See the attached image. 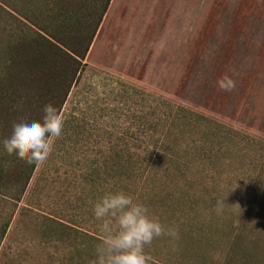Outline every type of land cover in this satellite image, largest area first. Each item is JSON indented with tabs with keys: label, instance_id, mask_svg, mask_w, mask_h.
<instances>
[{
	"label": "rangeland",
	"instance_id": "1",
	"mask_svg": "<svg viewBox=\"0 0 264 264\" xmlns=\"http://www.w3.org/2000/svg\"><path fill=\"white\" fill-rule=\"evenodd\" d=\"M47 1L0 0V73L8 47L36 37L5 4L43 21ZM78 1L53 2L76 14L102 2ZM225 74L230 92L217 86ZM60 114L63 134L14 208L0 264H93L91 208L109 191L178 229L146 246L156 264H264V230L231 239L236 206L200 227L188 201L194 181L234 179L252 159L264 198V0H110Z\"/></svg>",
	"mask_w": 264,
	"mask_h": 264
},
{
	"label": "trees",
	"instance_id": "2",
	"mask_svg": "<svg viewBox=\"0 0 264 264\" xmlns=\"http://www.w3.org/2000/svg\"><path fill=\"white\" fill-rule=\"evenodd\" d=\"M53 1L45 3L43 21L5 4L12 10L6 12L34 31L36 37H21L8 47L6 69L0 73V135L9 130L13 118H41L47 103L60 113L110 2L102 0L98 9L91 12L80 8V14H76L67 6L57 8ZM84 1L79 0V6L89 2ZM69 19H76L75 25L68 23ZM38 45L46 51H39ZM27 51L32 52L28 55ZM51 65L58 67L52 69ZM35 167L0 146V245Z\"/></svg>",
	"mask_w": 264,
	"mask_h": 264
},
{
	"label": "clouds",
	"instance_id": "3",
	"mask_svg": "<svg viewBox=\"0 0 264 264\" xmlns=\"http://www.w3.org/2000/svg\"><path fill=\"white\" fill-rule=\"evenodd\" d=\"M220 90L230 92L235 81L225 74L217 80ZM65 120L56 106H43L39 119L28 116L13 118L9 130L0 135V146L15 152L28 165L43 164L54 150V143L64 130ZM225 194L217 200L216 211L222 212ZM92 215L98 223L102 239L95 246L93 264H156L146 251L161 236L178 238L176 227H165L149 208L125 191H109L92 204Z\"/></svg>",
	"mask_w": 264,
	"mask_h": 264
},
{
	"label": "crops",
	"instance_id": "4",
	"mask_svg": "<svg viewBox=\"0 0 264 264\" xmlns=\"http://www.w3.org/2000/svg\"><path fill=\"white\" fill-rule=\"evenodd\" d=\"M239 134L247 135L248 133L240 131ZM252 152L255 153V150ZM230 170L235 173L236 177L234 179L220 177L207 179L206 182L200 180L193 182L192 191H189V210L197 211L198 214H196L197 212H194V214L189 212V215L190 217L195 215L193 216L195 220L198 219L197 226L204 227V220L206 219V226L211 221V226L216 227L217 224L214 222L220 220L221 217L228 218L229 215H233L234 212L231 206H236V217L234 218H238L240 221L231 222L232 233L230 234L235 235L231 236V239L237 238L238 241L235 242V245H238V242H241L240 239L242 240V237H245L243 235L245 228L249 230L255 229V232L252 234L264 230V216L262 215L264 212V198L258 193L255 194L259 190V186L262 189V182L256 183V180L259 178L255 176L257 175V173L255 174V159L245 164L237 163ZM257 186L258 188L255 191V187ZM227 193L223 211L217 212V200ZM196 194H199L201 199L193 198ZM200 214H203L202 218L199 217ZM257 214L261 216L256 217ZM257 228L260 230L257 231Z\"/></svg>",
	"mask_w": 264,
	"mask_h": 264
}]
</instances>
